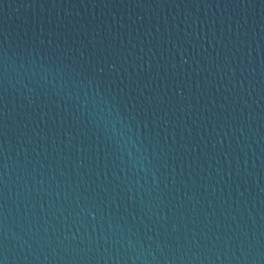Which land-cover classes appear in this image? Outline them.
I'll use <instances>...</instances> for the list:
<instances>
[{
  "label": "water",
  "instance_id": "water-1",
  "mask_svg": "<svg viewBox=\"0 0 264 264\" xmlns=\"http://www.w3.org/2000/svg\"><path fill=\"white\" fill-rule=\"evenodd\" d=\"M0 264H264V157L0 75Z\"/></svg>",
  "mask_w": 264,
  "mask_h": 264
}]
</instances>
